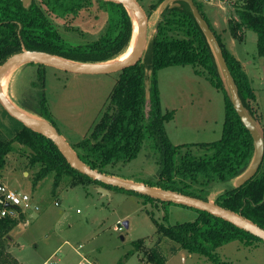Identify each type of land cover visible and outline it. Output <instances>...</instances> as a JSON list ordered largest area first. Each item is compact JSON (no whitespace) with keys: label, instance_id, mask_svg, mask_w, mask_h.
<instances>
[{"label":"trees","instance_id":"1","mask_svg":"<svg viewBox=\"0 0 264 264\" xmlns=\"http://www.w3.org/2000/svg\"><path fill=\"white\" fill-rule=\"evenodd\" d=\"M164 1H153L150 10H157ZM193 1L214 33L243 107L254 123L261 115L254 104L256 95L251 80L241 61L231 53L211 25L202 4ZM95 2L107 15L101 36L86 43H74L66 39L55 20L75 18L84 9L93 7ZM234 8L235 15L229 20L231 34L240 41L245 38L247 31L255 32L258 52L264 55V0H238L234 2ZM133 30L129 10L114 1L30 0L25 3L23 0H0V64L10 55L27 49L46 51L78 62L109 61L120 57L128 49ZM38 65V81L33 84H40L42 89L37 95L38 107L33 112L58 127L43 89L42 70L45 65ZM173 65H192L197 73L204 75L223 92L225 120L220 139L183 144H174L170 140L165 125L173 113L162 109L158 72ZM21 106L28 109L25 105ZM19 122L22 127L13 139H0V179L8 164V154L15 150L13 142L16 140L31 149L28 164L37 167L33 175L34 184L51 174L53 192L67 177L70 179L69 184L73 185L94 181L108 189L114 187L73 168L50 137ZM144 144L154 151L159 163L157 178L144 183L206 200L210 199V185L238 179L250 167L255 156L254 138L233 103L216 52L188 0H171L162 7L156 32L142 58L119 71L106 110L92 126L90 133L71 146L87 165L114 175L112 168L120 162L131 160ZM133 193L146 200L160 202L165 208L174 203ZM215 202L264 228V158L251 179L240 186L226 189L217 195ZM191 208L198 212L195 220L172 225L156 222L159 237L154 245L142 251L144 239H139L135 243L136 250L142 251L148 261L166 264L172 256L182 251L214 258L216 249L231 241H264L217 215ZM20 213L19 218L0 216L1 264L6 258L9 233L25 217ZM163 241L170 246L164 247ZM13 263L14 258L6 264Z\"/></svg>","mask_w":264,"mask_h":264},{"label":"rangeland","instance_id":"2","mask_svg":"<svg viewBox=\"0 0 264 264\" xmlns=\"http://www.w3.org/2000/svg\"><path fill=\"white\" fill-rule=\"evenodd\" d=\"M138 1L148 17L147 48L156 32L162 7L152 11L150 5L155 0ZM199 1L211 21H216L219 27H227L228 30L227 19L235 15L234 2L238 0ZM106 18V12L95 2L93 7L84 9L75 18L55 21L66 39L74 43H86L101 36ZM248 32V39L236 42L234 46L255 91L254 104L261 117L254 124L264 135V55L258 52L256 33ZM38 71V63L19 65L9 80L6 92L14 104L33 116H38L33 110L38 107L37 95L42 89L40 84H33L38 81ZM42 73L49 109L62 135L73 144L90 133L92 126L106 110L119 72L82 74L45 65ZM186 79L182 77V80ZM191 87L186 93V89L175 87V95L161 104L164 112H172L175 117L168 120L171 121L169 128L175 132L182 131V138L187 134L193 138L199 131H209L203 134L202 138L208 136L204 140L220 139L225 120L223 92L212 86L210 93L190 95L192 90L199 91L196 86ZM166 103L170 109L178 108V113L175 115L170 109L166 111ZM21 127L22 124L0 104V139H13ZM13 144L15 150L8 154V164L0 181L7 182L17 192L29 194L32 204L37 205L38 209L22 212L24 219L9 233L3 263H10L14 258L13 264H44L48 259L54 264H155L145 259L142 251L153 246L159 237L156 222L172 225L193 221L198 216L194 208L175 203L165 208L160 202L146 200L143 196L115 187L109 189L110 195L103 194L98 189L100 184L94 181L73 185L69 184L70 179L67 177L53 192V175L34 184L33 175L37 167L28 164L31 149L16 140ZM112 171L120 178L147 182L157 178L159 163L154 151L144 144L136 156L126 163H118ZM236 180L210 185V200L215 201L217 195L236 186ZM119 226L123 229L117 230ZM139 239H144L142 251L136 250L135 243ZM163 244L164 247L170 246L164 241ZM166 264H264V241H231L218 247L214 258L182 251L172 256Z\"/></svg>","mask_w":264,"mask_h":264},{"label":"water","instance_id":"3","mask_svg":"<svg viewBox=\"0 0 264 264\" xmlns=\"http://www.w3.org/2000/svg\"><path fill=\"white\" fill-rule=\"evenodd\" d=\"M23 1L27 3L30 0H23ZM108 1H114L123 4L129 10L132 16L133 24H134L133 14L137 16L138 25H139L138 43L133 51V54L129 58L121 59L120 57H118L116 59H112L105 62L89 63V62H78V61L70 60L46 51L28 50V49L22 50L20 52L10 55L0 65V104L8 112L10 116L21 121L27 127L35 131L42 132L43 134L50 137L58 145V147L67 158L70 165L79 172L88 175L92 179L100 181L107 185L119 187L127 191H133L162 201L174 202L208 211L264 240L263 227H261L254 221L246 218L242 214L235 212L231 209H228L213 200L210 199L206 200L182 192L168 190L157 186H152L144 182H136L134 180L120 178L114 175L103 173L97 169L90 167L80 159L77 152L74 150L71 144L65 139V137L62 135L58 127H56L54 124H52L49 120L45 118L39 116H33V115L30 116L24 113L23 111L20 110L22 108L14 104V102L5 95L2 88V79L6 71L15 64L21 65L30 62L40 63L43 65H51L70 72L82 73V74H105V73L119 72L126 67L136 64L142 58L144 51L146 49L147 31H148L147 14L138 0H108ZM169 1L171 0H165L161 5V7H163ZM188 1L190 2L195 16L202 25L205 33L207 34L216 52L221 70L228 83L233 103L237 111L239 112L242 120L244 121L245 125L250 130L254 138L255 148H256L255 156L253 162L251 163L247 171L236 180V186H240L249 179H251L259 170L260 165L264 158V139L259 128L253 123V121L250 119V117L248 116V114L246 113L243 107L240 96L236 90L234 81L232 79L227 63L223 56L222 50L215 38L214 33L212 32L209 24L202 16L201 12L199 11L194 1L193 0H188ZM133 35H134V30H133ZM98 189L103 194L110 195V191L107 187L99 186ZM0 203H1V198H0ZM125 225L128 226L127 221H125Z\"/></svg>","mask_w":264,"mask_h":264},{"label":"crops","instance_id":"4","mask_svg":"<svg viewBox=\"0 0 264 264\" xmlns=\"http://www.w3.org/2000/svg\"><path fill=\"white\" fill-rule=\"evenodd\" d=\"M198 2L202 4V2H200L199 0H198ZM205 14H206L207 18L209 19L213 28L222 37V40L225 43V45L227 46V48L231 51V53L234 54V56L236 58H238L241 61L240 55L238 54V52L236 51V48L234 46V44L236 42H239V40L234 38V36L230 32V27H229V20L234 15L228 16V19H227L228 30H227V27H223V28L219 27L216 24V21H211L209 15L207 13H205ZM250 35H252V34H250ZM247 36L249 37L248 31L246 32L245 38L243 40H240V42L246 41L248 39ZM182 77H186L187 79L182 80ZM188 78H189V80H188ZM190 80H191V82H189ZM158 84H159V89H160V99H161L162 105L164 104V101H167L169 98H171L175 95V92H173L175 87H178L181 89H186V91H184L186 93L187 90L192 89L191 85L193 87L196 86L199 91L193 92V90H192L190 92L191 93L190 95H194L195 93H204V92L210 93V91H211L210 88H212V86L214 87V84L209 79L204 77V75L197 73L195 71V68L192 65H173V66H168V67L160 69L158 72ZM209 103H211V98H209ZM209 107L213 110V107L211 105H209ZM169 109H170L169 104L166 103V111H169ZM170 110H173L175 115L178 113V108H172ZM203 120L204 119H202V121ZM207 121L208 120H206L205 122H207ZM215 121L217 123V120H215ZM170 122L171 121H168L166 123V131L168 133L170 140L174 144H180V143H186V142H211L208 140H204V139H208V138H206L208 136L202 138L203 134H205L209 131H206L205 133H201L199 131V134L194 135L193 138H191L190 134H187L184 138H182L184 136V133L182 131L175 132V131L171 130L169 128V125H171ZM203 126H205V125H203ZM203 126H201V128ZM211 131H213V129ZM214 131H215V129H214ZM114 176L119 177L118 175H116V173H114ZM130 180H132V179H130ZM1 182H3V181H1ZM5 184L8 187H10L7 184V182H5Z\"/></svg>","mask_w":264,"mask_h":264},{"label":"built area","instance_id":"5","mask_svg":"<svg viewBox=\"0 0 264 264\" xmlns=\"http://www.w3.org/2000/svg\"><path fill=\"white\" fill-rule=\"evenodd\" d=\"M0 216L10 215L17 217L23 211H29L32 208L38 209L37 205L32 204V197L23 192H17L0 181ZM58 204V202H57ZM117 230L123 228L116 227ZM44 264H54L51 259H48Z\"/></svg>","mask_w":264,"mask_h":264},{"label":"bare ground","instance_id":"6","mask_svg":"<svg viewBox=\"0 0 264 264\" xmlns=\"http://www.w3.org/2000/svg\"><path fill=\"white\" fill-rule=\"evenodd\" d=\"M133 18H134V35L132 38V42H130V45L128 47V49L120 56L121 59H127L129 58L132 54L133 51L138 43V33H139V25H138V19L137 16L135 14H133ZM20 64H15L12 67H10L6 73L3 76L2 79V88L3 91L5 93V95L8 97V95L6 94L7 92V88H8V84H9V80L14 72V70L19 66ZM9 98V97H8ZM21 111H23L24 113L28 114V115H32L29 112H25L23 109H20Z\"/></svg>","mask_w":264,"mask_h":264}]
</instances>
